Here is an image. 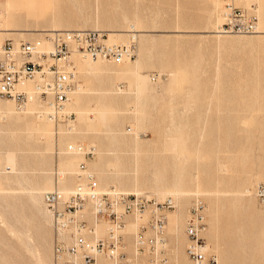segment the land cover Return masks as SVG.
Returning a JSON list of instances; mask_svg holds the SVG:
<instances>
[{"label":"rangeland","instance_id":"374dc122","mask_svg":"<svg viewBox=\"0 0 264 264\" xmlns=\"http://www.w3.org/2000/svg\"><path fill=\"white\" fill-rule=\"evenodd\" d=\"M213 1L8 0L0 41L90 28L109 34L110 43L131 42L133 55L121 64L93 59L91 69L75 60L81 90L69 99V116L51 125L44 114L43 120L0 103L10 112L3 121L0 115V264H52L42 193L58 189L59 172L73 173L79 161L101 189L171 201L155 252L141 251L152 264H176V258L192 264L183 224L195 198L205 221L202 264H264V203L255 196L264 187V0H234L255 16L256 35L216 34L222 0L216 11ZM118 66L122 75L101 70ZM12 115L23 119L9 120ZM39 118L43 128L29 136ZM68 122L88 134L67 140ZM69 145L89 147L91 155H66ZM65 157L74 160L62 165ZM97 173L138 181L102 187ZM65 179L71 188L73 176Z\"/></svg>","mask_w":264,"mask_h":264},{"label":"built area","instance_id":"2783aa9c","mask_svg":"<svg viewBox=\"0 0 264 264\" xmlns=\"http://www.w3.org/2000/svg\"><path fill=\"white\" fill-rule=\"evenodd\" d=\"M256 31V18L234 4L222 0V22L218 32L250 34ZM43 44L49 46L43 48ZM72 53L87 59L118 62L133 55V44L108 43L99 29L71 28L44 30L32 40L0 41V99L26 102L29 95L49 105L52 122L69 116L64 104L74 86V69L69 60ZM37 82L36 86L34 83ZM32 83L28 92L18 86ZM68 152L82 157L91 155L89 147L69 145ZM255 196L264 203V187L255 189ZM53 232L52 264H131L124 260L123 228L129 217L147 211V219L138 225L134 243L138 252L147 248L155 252L158 236L165 225L163 212L172 208L170 200L156 202L136 194L114 189H99L93 174L79 161L74 184L67 191L50 190L42 193ZM105 224L102 235L95 225ZM149 231L145 235L146 231ZM205 230L203 204L195 198L183 224L187 238L185 255L192 264H202Z\"/></svg>","mask_w":264,"mask_h":264},{"label":"bare ground","instance_id":"6f19581e","mask_svg":"<svg viewBox=\"0 0 264 264\" xmlns=\"http://www.w3.org/2000/svg\"><path fill=\"white\" fill-rule=\"evenodd\" d=\"M242 1H244L246 4L248 3V1H246V0H242ZM213 3L215 5V11H216L219 8L220 2L218 0H215V1H213ZM4 8H5L4 11H2V5L0 3V16L1 17L3 15L5 16L6 13H7L8 0H5L4 1ZM220 12H222L221 11V7L219 8V14L216 17V25L221 21V15H222V13L220 15ZM217 32L218 31H216V34H217ZM259 32H260V27H259V24H258V21H257L256 22V31L254 33L256 35V34H259ZM3 33H5V30H3L2 32L0 31V34H3ZM40 33L41 32H39V34ZM107 36H108V38H106V42L110 43L108 41V40H111L110 37H109V34H107ZM129 37L132 38V39H134V38L137 37V33H136L134 27H132V29L130 30ZM43 48L44 49H48L49 46L47 44H43ZM69 60H70V62L72 64V67L74 69V86H73L71 92L69 93V96H68L67 101L64 104V111L63 112H65V113L72 111L71 108H70V102H69V99H70L71 95L74 94V93H77V92H79L81 90V88L77 84V71H76L75 65H74L75 64V60H81L82 63L86 65V69H91V68L96 67L95 64L89 63V61H93V60L80 57V56H78L75 53H72L70 55ZM97 60H100V59H96L94 61H97ZM101 61H103V60H101ZM126 62H128V60L127 59H123V60L118 61V62H115V63L116 64H121V63H126ZM101 70H103L107 75H110V76H112V75H122L123 74V69H120V66L115 67V68L102 67ZM134 75H136V73ZM136 80H138L137 77H136ZM36 84H37V82L34 83L35 86H36ZM32 86H33L32 83H27V84H21L18 87L21 88V89H26L28 92H30V90L32 89ZM105 95L106 94H103V96H104L103 98L108 99V97L105 96ZM108 100H111V102L112 101L115 102V100L114 99H111V98H109ZM0 103L9 105L10 107L13 108V110H15L16 112H19V113H27V114H31V115L44 114L45 115V122L46 123H48L50 125L52 123H54L48 117V113L50 111L49 105L47 103H45V102L38 101L36 98H34V96L31 97V95H29V98H27L26 102H24V103H16V102H13L11 100L10 101H8V100H0ZM71 104H72V106H78L79 105V101L78 100H73ZM7 114H10V112L7 113L4 109H0V115H1V120L2 121L7 119ZM85 114L86 115H92L91 113H85ZM8 119L9 120H12V119H21L22 120L23 118L12 115ZM72 124H73L72 122H68V125H67V129H68V130H66V131H68V133H67L68 136L66 137L67 140L71 139L73 136H76V137L77 136H86L88 134V132L86 130H83L82 128H78V129H74L73 128L72 129L71 128ZM33 127H34L33 130L30 129V128L26 130L28 132L27 134L29 136H31L34 131L35 132H38L39 131V127L37 125H33ZM5 130L8 132V134H12V135H14V133L16 132L15 130H13L11 128H7V127H6ZM64 154H66V155L71 154V155L80 156L76 152H68L67 151ZM72 160H74V158L65 157L64 159L61 160V164L62 165H70L71 162H72ZM97 166H99L98 163H96L94 165V168H96ZM87 169L92 174H94L89 168H87ZM75 171H76V168H75V170H74L73 173H70V172H62V171L59 172V176H60L59 179L61 180V183H59V185L57 186L58 189H54V190H59V191H67V190H69L70 188L68 189V187L70 185V182H66L65 176L71 174L73 176V178H74ZM97 175H98V180L100 181L102 187H107L109 183H113L114 181H117L119 184H123V182L126 181V180H128V179L131 180L133 182V184L137 183V181H138L136 175H134V174H132V175H134V177H132V178H126V180H124V181L122 180V177L123 176L121 174L102 175V174H98L97 173ZM111 177L113 179H110ZM195 177H197V175ZM56 178H57V173H56ZM120 178H121V180H119ZM94 180H95L98 188L101 189V187L98 184V181H97L96 177L94 178ZM195 180H196V183L198 184V180L197 179H195ZM55 185H54V187H55ZM113 189L114 190H117L116 188H113ZM102 190H106V189H102ZM175 192L176 191H174L173 194H177ZM195 193H197V192H195ZM48 217H49V215H48ZM146 219H147V211H144L142 214L135 215L133 217H129L127 219V221L125 222V225H124V228H123V233L125 234L124 235V244H123V247L122 248H123V251H125V253H126V255L124 257V260L128 261L131 264H152L151 261L149 260V258H147L141 252H138L137 251V249L135 247V243H134V237H135V232L137 230V227H138V225L143 224L146 221ZM174 223L177 225L176 221H174ZM164 227H165V229H167V227H168V218H166V222H165ZM104 231H105V224L104 223H99V224L95 225V232L97 234L102 235L104 233ZM175 263L176 264H188L185 260H180V259H177V258L175 260Z\"/></svg>","mask_w":264,"mask_h":264},{"label":"crops","instance_id":"0c3cea01","mask_svg":"<svg viewBox=\"0 0 264 264\" xmlns=\"http://www.w3.org/2000/svg\"><path fill=\"white\" fill-rule=\"evenodd\" d=\"M39 116L44 120V118H43L44 115H43V114H40ZM41 118L37 119L38 121H37V123L35 124V125H37V126L39 127V131L43 128L42 123H41ZM44 121H45V120H44ZM174 221H176V223H177V220L174 219ZM174 221H173V222H174ZM175 260H176V259H175ZM175 260H174V261H175Z\"/></svg>","mask_w":264,"mask_h":264}]
</instances>
